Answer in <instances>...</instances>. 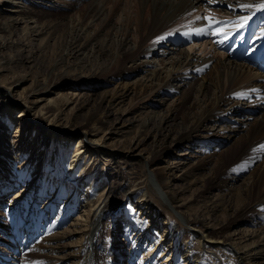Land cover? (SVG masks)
<instances>
[{
	"label": "bare ground",
	"instance_id": "1",
	"mask_svg": "<svg viewBox=\"0 0 264 264\" xmlns=\"http://www.w3.org/2000/svg\"><path fill=\"white\" fill-rule=\"evenodd\" d=\"M26 1L31 2L34 7H38V5H43L46 0ZM50 1L52 4L55 2V0ZM137 1L140 4L142 0ZM260 2L261 0H212L211 3H209V0H145V4H148L151 10L155 5L156 7L158 5L157 10H161L160 16L165 19L162 30H166L172 25L170 31L176 32L179 35H185L184 33L186 32L191 33L190 35H185L186 37H192L194 35V29L201 25L196 23L195 19L193 20L191 17L192 12L196 8L205 7L208 13L209 10L212 9L213 11H211L214 14L212 13L209 17L211 18L214 16V18L212 17L214 21L220 19V28L224 27V25L225 28H230L243 22L241 19L242 17L252 16L253 13L259 10L257 8L241 10L239 7L241 4H258ZM0 7H4V11L7 12V14L3 16H12L11 20H14L15 23L22 22V20L28 16L22 13L29 9L21 0H0ZM143 21L146 22L145 20ZM31 22L33 23V21ZM181 22H188V25L180 27L179 24ZM203 24L206 26L208 21H204ZM173 25L175 29H172ZM0 26L3 28L4 23ZM111 30V35L119 40L122 36V34L118 33L119 29L117 28L115 31L113 27ZM160 32L162 31L160 30L155 37L160 35ZM42 33H45V31L42 30ZM243 34L244 32H237L239 40L246 37ZM83 38L82 35H75L72 37L71 40H74L73 48L78 46L76 51L85 48L83 47L85 43L83 44V42H81ZM110 38L107 37V40H112ZM148 42L147 44H143L138 40L132 47L127 45V39H122L121 42L122 47H126L130 53L143 57L141 61H136L139 60L138 57L134 62L129 59L130 62H133L132 66L141 65L138 70L144 73V79H139L135 83V87L138 88L142 85L139 89L143 88V91L146 89V91L153 92L152 95H160V93L168 91L170 93L177 92L179 95L173 106L170 107V112L175 111L183 106L185 102L187 103V96L185 95L188 94L186 93V88L192 89V87H194L188 80L192 78L193 73L198 72L207 65L209 60H205L204 62L201 61L200 63L197 62L195 56L191 55L188 50L179 49L176 43L171 39L154 42H150L149 40ZM155 54L161 56V67L151 69V66L154 65L152 57ZM222 57H224L222 61L219 60L214 63L211 69L212 71L210 70L206 76L201 77L202 80L198 83L199 85L197 84L196 91L193 89L196 96L191 102V106L183 110L181 121L179 122L180 124H177L176 127L173 125L174 129L166 131L167 133H164L162 129V126L167 123L166 117L169 111L164 115L162 114V116L154 112L151 116L138 117V119L132 120L133 122L130 123V127L126 132L129 133L132 131L131 124L136 125L135 142L144 136L149 126L154 127L153 147L146 151L144 155L139 154L138 151L134 153L140 146V141H138L139 143L136 142L135 145L134 143L132 146L129 145L126 152H128V154L134 153L141 156L145 161V166L152 172L151 174L156 180L158 189L165 195L168 204H171V199L174 198L173 195H175L168 184L172 178H176L179 181H185L190 178L197 179L196 174H199V172L201 173L209 166V174L205 175V179L201 178L199 181H202L203 188L206 192L213 191V194L210 193L212 194L210 196L207 193L204 194L205 210L202 213H205L207 216L211 213L213 215L221 209L225 219L221 224L215 227L205 225L206 230L214 235L212 238L209 237V233L199 231L198 234L200 238L206 242L203 246H208L209 244H228L232 252L238 255L241 264H264V150H261L259 147L260 145H264V74L255 71L244 61L238 62L226 58L224 54ZM168 65L169 67H167ZM2 70L3 69H1V71ZM213 71L214 73L211 74ZM175 81H181V87L186 85L187 87L182 90L174 88L173 82ZM7 85L8 84H5L3 79L0 80V111L2 112L0 117V150L8 163L18 164L16 167L17 170L15 171H19L18 173H20V176L26 175L28 167L31 168L32 174L27 177H22L26 180L25 185L24 180L20 179L17 185L19 190L14 192L15 195L12 199L15 204H7L6 206L0 204V232H7L6 237H8V240H3L1 238L0 240L1 242L3 240V244L10 246L13 251H17H14L15 254L11 255V253H6V251L0 248V259L2 260H0V264H100L98 261H95L94 258L99 254L97 248H99L98 245H100V230H102L103 227L102 222L108 216V210L112 205L113 198L121 192L122 199H125L131 205V209H133L132 207H138V210L135 211L136 221L133 222V219L129 220L125 218L124 230H121L126 240L125 245L130 248V250H128L130 252L128 255L129 262L134 258L136 259L135 264H203V255L189 245L183 230L175 228L169 224L170 222H166L161 214L157 215V210L152 203H149L147 198L144 197V193L137 195L136 188L131 189L127 187L120 178L118 179V172L114 165L108 168L107 177L110 176V178H114L116 182H119L113 184L109 190L107 189L108 191L104 188L103 192L99 194L96 199L91 198V196H94L93 187L96 186L97 180L93 178V181L86 180L87 168L85 160L86 158L91 160L92 156L98 151L103 153L104 156L111 155L112 152L106 147V144H104L102 140H106V137H98V130L95 128L97 124L103 120V115L99 113V109L104 99L101 98V101H98V103H96L97 105L89 109L85 117H83L79 124L81 126L80 131L82 136L75 140L74 143H76V146H74L70 159L66 160L65 155L67 149L62 150L61 154L58 152L60 154L58 156V153L54 149V142H47V139H45L43 135L46 130H50L52 136H56V138L60 136V138L68 142L71 148L72 145L69 144V136L73 135L75 129L69 127L73 125L68 126L65 122L66 124L64 127L68 126L67 129H62L64 131L60 134L56 133L58 127L50 125L52 124L51 121L53 118H49L50 114H47L46 110H42L43 106L35 109V105H32L34 103L29 101L26 97L15 99L13 94H11V86ZM119 90H121V92L116 91L112 95L109 100L110 104L116 106V104H119L121 100H123L124 92H127V88L125 91H122V89ZM255 97H258V99H255ZM237 100L244 101V105ZM36 102L37 101H35V103ZM72 102V100L65 99L66 105ZM244 107H248L250 113L258 112L260 116L253 117L248 114L245 119L252 120L234 123L233 120L236 119H233V117L242 113ZM17 108H20V110H17V116L8 118L9 113ZM31 110H34L33 116L29 114ZM25 112L28 113V117ZM130 113L134 114L137 118L134 110L130 111ZM13 119L14 121L12 123ZM58 119L56 115V120ZM221 120L233 123L221 129V133H215L213 127L216 122ZM34 121H37L39 124L33 131ZM54 123L58 124L61 122L56 121ZM12 126L15 127L14 133H18L25 138L26 136H24V134L27 133V135H29L34 132V136H29V138H35L32 139L33 141L30 143V150H27L28 152L24 149V146L12 148L9 147L10 145L8 146L7 133L9 131L8 129ZM169 127H172V125H168V128ZM122 128L124 129V127ZM114 129L117 130V128ZM238 132H242V134L235 135V133L238 134ZM118 136H121V134ZM58 139L59 138H57V140ZM82 139H85L86 142L83 143ZM54 141H56V139ZM244 141H246V144L242 149V157L246 163L245 167L238 171L221 173V155L236 149L240 146V143ZM212 143L221 148L223 147L224 153L219 154L217 157L215 154H205V162L195 161V164L191 166L185 164L187 167L183 164H181L182 166L175 165V168L178 169L177 171L176 169L173 170L171 167L172 164L169 165L165 161L167 154H171L170 151L175 146L180 145L185 149H189L193 146H204L207 148L213 145ZM123 148L124 147L121 149ZM35 150L40 151L36 159L32 157ZM22 158H25L24 162H21ZM41 161H43V167L41 171H39V162ZM8 163L1 164L0 161V194L2 192L6 193L9 189L7 185L10 187L14 186V184L10 183V178H6L2 174L5 172V169L9 168L7 166ZM26 165L28 166L27 168ZM64 165L68 166L67 168L69 171H67V173H70V176L73 175L74 171L77 169L82 171L81 179L78 177L76 181H73V184L72 182L71 184L70 182H65L63 179L67 174L65 175V172H63L64 169L62 170V166ZM9 170H11V168H9ZM232 172L236 176H232ZM192 181L191 183L194 182ZM238 181H241V183L235 185ZM44 182L47 188L41 185V183ZM90 183L91 187L88 188ZM52 184L55 186L52 198L48 197L46 202L43 203V207L39 211L35 210L37 200L41 198L42 194H45L49 186H53ZM200 191L202 193L204 192V190ZM65 195L67 199L61 201L62 204L60 209L56 212V215H54L58 200ZM36 196L40 197L38 198ZM0 197L3 196L0 195ZM33 197H35V200L32 199ZM19 201L20 203L18 204L17 202ZM141 201L143 202L141 203ZM24 205H26V207L28 205L29 208L31 207L34 210L29 212L30 215L27 216L26 222L22 226L23 231L28 237L23 240L21 246H27L28 243L34 240V237L37 236L38 238L41 235L39 241H36L34 246L31 245V247H36L37 251L33 252L29 258L24 256L17 257L19 250H17L16 244L18 240H21L19 238L20 229L18 226L21 222V209ZM64 209L65 211H63ZM75 211L79 213L81 211V214L76 216L68 227L61 229V225L65 220L75 214ZM53 215L56 217L55 219ZM198 215L199 213H195L194 217L191 218L193 222H203V218H199L200 215ZM4 216H7L8 219L4 218ZM153 216H156L154 222L152 221ZM142 217L148 218V220L143 221V219H140ZM114 221L115 219H112V223H114ZM151 221L153 224H159V226L156 225V230L159 228L160 231L163 230L160 236H157L156 232L151 229L147 230L148 227H151L149 225ZM246 224H252L254 227L248 230L240 228ZM236 226H238L240 234L237 238L238 241L234 238V235L237 233H235L234 230L231 231L232 228ZM58 228L61 230L59 231ZM117 234L118 233L115 232L113 235L117 236ZM129 235H131V237ZM166 235V243H168V245L162 244L164 241L163 237ZM73 236L79 237L78 240H71ZM127 237H130V239ZM67 239L68 242L64 243ZM148 241L152 244H150V247L147 249L146 246H148V244L146 245V243ZM24 242L26 243L25 245ZM117 243L119 242H115V245ZM139 244L140 246H137ZM114 248H119V250H114L115 255L113 257V263L115 264L124 254H121L123 250L122 245L117 244ZM165 250H168L170 253L167 255L168 251L165 253ZM138 252H144L142 257L137 256Z\"/></svg>",
	"mask_w": 264,
	"mask_h": 264
},
{
	"label": "rangeland",
	"instance_id": "2",
	"mask_svg": "<svg viewBox=\"0 0 264 264\" xmlns=\"http://www.w3.org/2000/svg\"><path fill=\"white\" fill-rule=\"evenodd\" d=\"M21 1L29 10L22 12L28 16H26V18L20 23H15L14 20H11L12 16H3L6 15L7 12L4 11V7H0V25L4 23L3 28L0 26V80L3 79L4 83L8 84L7 86H11V94H13L15 99L26 97L29 101L34 103L32 105H35V109L43 106L42 110H46L47 114H50L49 118H53L51 121L52 124L50 125L58 127L56 133L60 134L64 131L62 129H67L69 125H73L69 127L75 129L73 135H71L72 137L69 136V144L72 145L71 148L68 145V142L63 138H60V136L57 137L59 138L58 140L56 136H52L50 130H46L43 135V137L47 139V142H54V149L57 153L59 152L61 154L62 150L67 149V153L65 155L66 160L70 159L74 146H76V143H74L75 140L82 136L80 131L81 126L79 124L83 117H85L89 109L94 108L97 105L96 103L101 101V98L104 99V102L102 101L99 109V113L103 115V120L98 123L95 128L98 130V137H106V140H102L104 141V144H106V147H108V149L112 152L111 155L104 156L103 153L98 151L92 156L91 160H88L87 158L85 160L87 168L85 176L86 180H97L96 186L93 187L94 196H91V198L96 199L97 196L103 192L104 188L109 190L113 184L119 182H116L114 178H110V176L107 177L108 168L112 167L111 165H114L118 172V179L120 178L127 187L131 189L136 188L137 195L144 193V197H146L149 203H152L154 208L157 210V215L161 214L166 222H170L169 224L175 228L183 230L186 241L189 242V245L195 248L196 251L198 250L197 252H201L200 254L203 255V264H241L238 255L232 252L228 244H209L208 246H203L206 242H204L198 234L199 231L204 233L206 232L210 234V238L214 237L210 231L206 230L205 225L215 227L221 224L225 219L221 209L213 215L211 213L207 216L205 213H202L205 210L204 194L207 193L209 196L213 194V191L206 192L203 188L202 181H199L201 178L205 179V175L209 174V166L204 169L205 171L203 170L201 173L199 172V174H196L197 179L190 178L185 181H179L176 178H172L168 184L175 195H173L174 198L171 199V204H168L165 195H163L161 190L158 189L156 180L151 174L152 172L148 170L147 166H145V161L140 155L134 154L138 151L139 154L144 155L146 154V151L153 147V138L155 133L154 127L149 126L144 136L141 135V139L136 141L137 143L140 141V146L134 153H129V155L128 152H126L129 145L132 146L133 143L134 145L136 143V125L131 124L132 131L129 133L126 132V130L130 127V123L133 122L132 120L138 119V117L142 118L151 116L154 112L162 116V114L164 115L167 111H169L166 117L167 123L162 126L164 133H167L166 131L172 130L177 124H180L179 122L181 121L183 110L191 106V102L196 96V93L194 92L199 85L198 83L202 80L201 77L206 76L210 72L214 63L224 59V57H222L223 53L219 49L212 46L210 40H207L206 38V33L196 34L195 31H193L194 35L192 37H186L185 35H179L176 32L170 31V27L172 25L166 30H162L165 19L160 16L161 10H157L158 5L157 7L156 5L153 6L151 10L148 4H145V0H142L140 4L137 0H55L56 3L54 2L53 4L50 0H46L43 5H38V7H34L29 1ZM204 8L205 7L196 8L192 12V19H195L196 23L201 24L197 28H206L203 24L206 20H196V17H209V15L211 16L213 13L212 9V11L209 10L208 13L207 8ZM212 17L214 18V16ZM31 21H33V23ZM248 24L249 23H247V25ZM184 25H188V22H181L179 24L180 27H183ZM113 27L115 31L118 28V33L122 34L119 40L111 35V28ZM173 28L174 25L172 29ZM42 30L45 31V33H42ZM160 30L162 31L159 33L160 35L155 37ZM169 33H171V35H168ZM75 35H82L84 37L81 39V42H83V44L85 43L83 46L85 48L80 51H76L78 46L73 48L74 40L71 39ZM107 37H111L110 39L112 40H107ZM160 37H164V39H158ZM122 39H127V45L131 47L134 46L138 40H140L143 44H147L149 43V40L150 42H154L171 39L176 43V46L179 49L188 50L191 55L195 56L197 62L200 63L201 61L204 62L205 60H209L207 65H205L198 72L193 73L192 78L188 80L191 82V85L194 86L192 89L186 88L187 85L181 87V81L173 82L174 88L181 90L186 88V93L188 94L185 95L187 96V103L185 102L183 106L170 112V107L173 106L177 96L179 95L177 92H162L160 95L155 94V96L152 95L153 92L146 91V89L143 91V88L139 89L142 85L138 88L135 87V83L139 79H144V73L138 70L141 65L132 66V63L137 59V57L139 60L136 61H141V59L143 60V57L141 55H134V53H130L126 47H122ZM224 56L228 58V55L225 54ZM152 58L154 65L151 66V69L160 68L161 56L155 54ZM129 59L133 60V62H130ZM167 67H169V65ZM1 69L3 70L1 71ZM213 73L214 71L211 74ZM126 88L127 92H124L123 100H121L119 104H116V106L114 104H110L109 100L112 95L116 91L121 92L119 89L125 91ZM65 99L70 101L72 100L73 102L70 104L67 103L66 105ZM255 99H258V97H255ZM35 101L37 102L35 103ZM237 101L241 102L242 105L245 103L244 101L242 102V100ZM131 109L136 112L135 114L137 118L134 114L130 113V111H132ZM248 109V107H244L242 113L237 114V116L235 115L233 117V119H236L233 120L234 123L248 122L252 120L245 119L248 114L253 117L260 116L258 112L250 113ZM17 110H20V108L14 109L13 112L11 111L8 118L16 117L18 114ZM1 113L2 112L0 111V117ZM33 113L34 110H31L29 114L33 116ZM26 114L28 117V113ZM56 115L59 118L58 120H56ZM13 121L14 119L12 120V123ZM56 121H60L62 124H55L54 122ZM65 122L68 126L64 127L66 124ZM232 123L233 122L226 120L218 121L215 123L213 131H215V133H221V129H224L227 125H231ZM33 124L34 131L39 123L34 121ZM168 125H172V127L168 128ZM173 125L175 126L173 127ZM122 127H124V129ZM114 128H117V130ZM8 130L7 143L8 146L10 145V148L24 146L26 151L30 150V143L35 137L29 138V136H34V132L29 135H27V133L24 134V136H26L25 138L20 136L18 133H14V126ZM116 134H121V136ZM241 134L242 132H238V134L235 133V135ZM55 139L56 141H54ZM82 142L85 143L86 140L82 139ZM245 144L246 141L240 143V146L236 149L221 155V173L238 171L239 169L245 167L246 163L242 157V149ZM122 147L124 148L121 149ZM199 147L200 146H193L189 149H185L180 145L175 146L171 149V154H167L165 161L169 165L172 164L171 167L175 170V165L182 166L181 164H183L187 167L194 165L195 161L205 162V154H215L217 157L219 154L224 153L222 149L223 147L221 148L220 146L214 144L207 148L204 146ZM39 153V150H35L32 157L35 159L38 158ZM59 153L58 156L60 155ZM3 155L4 154H2V151L0 150L1 164L8 163L6 161L7 159L5 160ZM24 160L25 158H22L21 162H24ZM39 163V171H41L43 161ZM17 165V163H8L7 166L11 168V170L8 168L5 169L4 173H2L6 178H10L9 181L11 180V184H14L12 187L7 185L9 189L6 193L2 192L0 194L3 196L0 197V204L2 206L15 204L12 199L15 195L14 192L19 190L17 185L19 184L20 179L32 174L31 168L26 165V168L28 167L26 175L20 176V173H18L19 171H15L17 170ZM67 167L68 166L66 165L62 166V170L64 169L63 172H65V175L67 174L63 179L65 182H70V184L72 182L73 184V181H76L78 177L81 179L82 171L77 169L74 171L73 175L70 176V173H67V171H69ZM177 170L178 169H176V171ZM234 175L235 174L232 172V176ZM23 180L25 185L26 180ZM191 181L193 183H191ZM91 183L88 188L91 187ZM240 183L241 181H238L235 185ZM41 185L47 188L45 186V182L41 183ZM54 189V185L49 186V188L45 191V194H42L41 198L37 200L35 210L39 211L43 207V203L46 202V199L48 197L52 198ZM200 190H204V192L202 193ZM36 197L39 198L40 196ZM62 197L56 204L57 208L54 215H56V212L60 209L62 204L61 201H65L67 199L66 195ZM32 199L35 200V197ZM142 202L143 201H141V203ZM17 203L19 204L20 201ZM132 208L133 209H131V205L125 199H122V192L113 198L112 205L108 210V216L102 222L103 227L102 230H100V245H98L99 248H97L100 255H96V259L94 258L95 261H98L100 264H114V250H119V248L114 247L118 244L122 245L123 250L121 254L124 255L121 256L119 261L115 264H135L136 259L133 258L130 262L128 260V255L130 253L128 250H130V248L125 245L126 240L124 233L122 232L124 230L125 218L129 220L133 219V222L136 221L135 211L138 210V207ZM33 210L34 209L31 207L29 208L28 205L27 207L24 205L21 209V222L18 226L20 229L19 238L21 240H18L16 244L17 250H19L17 257L24 256L29 258L33 252L37 251L36 247H31V245L34 246V243L39 241L41 235L38 238L37 236L34 237V240H32L31 243H28L27 246L24 242L26 247L21 246L23 240L28 237L23 231L22 226L26 222L27 216L30 215L29 212H32ZM63 211H65V209ZM74 213L75 214L65 220L60 227L61 229L68 227L71 221L74 220L76 216L81 214V211L80 213L77 211ZM195 213H199L200 216H198L199 218H203V222L192 221L191 218L194 217ZM54 215L53 218L55 219L56 217ZM156 216L152 217L153 222L156 220ZM4 218H7V216H4ZM112 219H115L116 222L114 221V223H112ZM140 219H143V221L148 220V218L144 217ZM152 221L149 224L151 227H148L147 230L151 229L156 232L157 236H160L163 230L160 231V228L156 230V225L159 226V224H153ZM253 227L254 226H252V224H246L240 228L248 230ZM60 228H58L59 231L61 230ZM233 230L237 233L234 235V238L238 241L237 238L240 235L238 226L233 227L231 231ZM115 232L119 235H113ZM6 235L7 232H0L1 239L8 240ZM129 236L131 237V235ZM130 237L127 238L130 239ZM166 237L167 235L163 237L164 241L162 244L168 245V243H166ZM78 238L73 236L71 240L76 241ZM3 240L2 242L0 240V248L6 251V253H11V255L15 254L14 251H17H13L10 246L4 245ZM66 242H68V239L64 241V243ZM115 242H119L121 244L117 243L115 245ZM140 244L137 246H140ZM147 244L148 246L146 247L148 249L152 243L148 241L146 245ZM167 251L168 250H165V253ZM169 253L170 252L168 251L167 255ZM143 254L144 252H138L137 256L142 257ZM8 260L10 262L9 258Z\"/></svg>",
	"mask_w": 264,
	"mask_h": 264
},
{
	"label": "snow or ice",
	"instance_id": "3",
	"mask_svg": "<svg viewBox=\"0 0 264 264\" xmlns=\"http://www.w3.org/2000/svg\"><path fill=\"white\" fill-rule=\"evenodd\" d=\"M211 2H212V0H209V3H211ZM239 7L241 10H246V9H251V8H257V9L264 10V0H261V2L258 4H241ZM201 19L208 21V28H211L213 24L221 23L220 21H214L210 17H196V20H201ZM241 19L244 21V23L240 24V27H244L245 24L248 22V20L251 19V17L245 16V17H242ZM208 28H195L194 31L196 34H205L208 31ZM218 33H219V29H213V31L210 34L215 35ZM184 34L187 36V35H190L191 33L186 32ZM168 35H171V33H169ZM158 39H164V37H160ZM259 147L261 150H264V145H260Z\"/></svg>",
	"mask_w": 264,
	"mask_h": 264
}]
</instances>
